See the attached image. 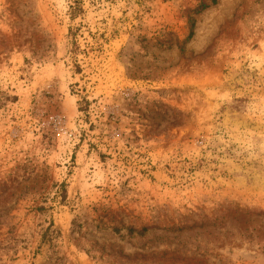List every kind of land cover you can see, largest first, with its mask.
Returning <instances> with one entry per match:
<instances>
[{"label":"rangeland","instance_id":"374dc122","mask_svg":"<svg viewBox=\"0 0 264 264\" xmlns=\"http://www.w3.org/2000/svg\"><path fill=\"white\" fill-rule=\"evenodd\" d=\"M0 264H264V0H0Z\"/></svg>","mask_w":264,"mask_h":264},{"label":"trees","instance_id":"16d2710c","mask_svg":"<svg viewBox=\"0 0 264 264\" xmlns=\"http://www.w3.org/2000/svg\"><path fill=\"white\" fill-rule=\"evenodd\" d=\"M192 28H193V21L190 23V31H189V33H188V35H187V39H189L192 35H193V30H192Z\"/></svg>","mask_w":264,"mask_h":264}]
</instances>
